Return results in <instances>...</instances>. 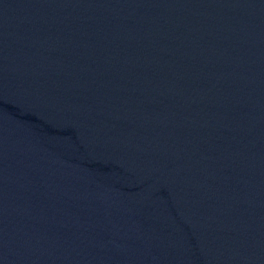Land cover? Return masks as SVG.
Masks as SVG:
<instances>
[{"label": "water", "instance_id": "95a60500", "mask_svg": "<svg viewBox=\"0 0 264 264\" xmlns=\"http://www.w3.org/2000/svg\"><path fill=\"white\" fill-rule=\"evenodd\" d=\"M0 33L264 257V0H0Z\"/></svg>", "mask_w": 264, "mask_h": 264}]
</instances>
